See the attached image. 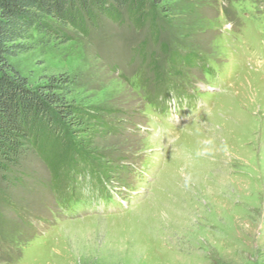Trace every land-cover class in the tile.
Returning a JSON list of instances; mask_svg holds the SVG:
<instances>
[{
    "label": "rangeland",
    "instance_id": "374dc122",
    "mask_svg": "<svg viewBox=\"0 0 264 264\" xmlns=\"http://www.w3.org/2000/svg\"><path fill=\"white\" fill-rule=\"evenodd\" d=\"M168 2L140 27L123 11L87 37L32 30L10 59L32 85L68 75L106 127L83 136L97 163L71 183L34 151L0 171V264H264V0ZM140 62L181 122L127 84Z\"/></svg>",
    "mask_w": 264,
    "mask_h": 264
},
{
    "label": "trees",
    "instance_id": "16d2710c",
    "mask_svg": "<svg viewBox=\"0 0 264 264\" xmlns=\"http://www.w3.org/2000/svg\"><path fill=\"white\" fill-rule=\"evenodd\" d=\"M155 8L165 17L172 10L168 0H0V171L18 166L34 151L53 175H66L71 183L79 173L94 170L83 160L88 156L95 162L83 136L94 135L98 126L106 127L97 115L77 104L79 88L68 75H52L32 85L13 67L10 59L30 48L29 33L34 30L67 41L70 30L87 37L98 17L120 22L123 11L132 25L140 27ZM186 58L179 57L176 63L190 61ZM148 67L155 74L153 81L159 80L156 67ZM97 170L105 176L103 169Z\"/></svg>",
    "mask_w": 264,
    "mask_h": 264
},
{
    "label": "bare ground",
    "instance_id": "6f19581e",
    "mask_svg": "<svg viewBox=\"0 0 264 264\" xmlns=\"http://www.w3.org/2000/svg\"><path fill=\"white\" fill-rule=\"evenodd\" d=\"M217 169V168H216ZM216 173V172H215ZM211 190V189H210ZM223 199V198H222ZM226 199V198H225ZM175 216V215H174ZM171 218V217H170ZM168 225V224H167ZM172 228V226H170ZM164 228V227H163ZM169 229V228H168Z\"/></svg>",
    "mask_w": 264,
    "mask_h": 264
}]
</instances>
